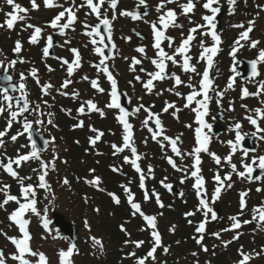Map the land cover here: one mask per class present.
<instances>
[{"label":"snow or ice","instance_id":"1","mask_svg":"<svg viewBox=\"0 0 264 264\" xmlns=\"http://www.w3.org/2000/svg\"><path fill=\"white\" fill-rule=\"evenodd\" d=\"M199 0H187L186 3H179V0H159V3L157 4L155 11L159 13L157 20L155 21H145L150 23L152 32L154 34V44L153 47L156 49V58L151 60V63L155 66L157 71L155 72H149L147 75L150 77L145 83L144 88L151 91L154 87L153 81L156 80H164L166 78L173 79L175 86H180L182 84H185V81L181 80L180 76L176 75L175 73L168 74L166 72L167 64L166 61H171L173 65L177 64L178 61L176 59L177 56L182 57V64L180 65L185 73H192L201 76L200 81L197 85H193L190 80L187 83V87L191 89L190 93L187 94L185 97L187 103L185 104V107H190L193 102L197 105V107L193 108L192 110L196 113V124L198 127L195 129V141L196 146L192 149L191 152L187 153V155L192 156L194 158V164L191 166L194 170L191 171L190 176L185 169L179 167L175 160L172 157H167L168 163L173 167V169L177 171H184L185 175L184 178L181 180V183L184 182V180L194 177L195 183L194 188L197 191V195L201 197L199 201V207L197 208V211H202L203 215L205 217L204 222H201L199 226L197 227L196 231L198 233L203 234L205 232V223L207 222V218L209 216V213H211V219L215 220L217 218L215 210L210 207L209 200L207 199V190L204 188L205 180L200 175L201 168L199 165L202 163L200 153L202 152H208V145L211 141V136L209 133L212 131V124L208 123L205 119V117L209 116L210 114V103L212 101V96L210 93H215L217 97H223L224 92L216 91V89L213 87L214 80L210 77V72L212 68L214 67V57L217 56V54L220 52V45L222 43L221 35L217 31V16L219 15L221 8L219 6L220 0H205L202 7L210 12V15H203L201 19L204 21L203 24H196L194 27H191L189 29L188 35L186 37H182L181 43L179 46H177L172 54H169L167 51H165L164 47H162V43L167 40L168 41V47L171 48L172 44L175 41V38L172 36L166 35V31L169 28H182L183 25L178 22V16L175 11V9L167 8L168 4H177V6L182 10L181 15L188 16L189 13H193L196 7V3H198ZM31 6L33 10L38 9L39 5L36 3V0H30ZM105 0H98V3H94L93 0H84V4L80 5V7L87 6L91 13H94L96 15L97 20L99 23L95 26H91L87 23H85L84 27L87 29L86 35L91 38L90 43L94 47V51L97 55L102 57L100 60V63L96 65V67L105 73L107 75L108 80L111 82L112 91L110 93L111 96V103L107 105L109 108H117L122 113L118 117L119 122L123 125L124 128V136H123V145L117 146L115 144L112 145V147L115 149L114 155L119 152L125 151V149H129L132 156L135 157L134 159H130L128 156L124 157L125 163H130L135 171L140 174V187L144 189V199L147 201L149 199V193L148 190L145 188V174L144 171L141 169L140 164L138 161L141 159V156L137 152V148L135 147L134 139H133V132H132V124L128 122L127 117L129 116V112H127L119 102L118 99V91H117V81L113 77L112 73L109 71V67L106 64V61L108 59L107 56H105V49L108 47V45L105 43L104 35L101 31V29H105L107 31V39L109 41L112 40V21L108 18L107 12L101 14V6L104 5ZM118 0H111L110 7L113 10V16L112 19L114 20L115 17V9L117 7ZM228 5L230 6V11H232L237 4V0H227ZM6 4L11 6L13 11L6 13V17H8L4 23H0V28H7V29H13L15 24L18 21H23L27 18V14L29 12V9L24 8L19 3H16L15 0H6ZM44 4L46 7H53V0H44ZM213 5H216L215 7ZM61 6L62 5H57ZM143 6L144 8V15H148V5L146 4V0H138V7ZM259 7V6H258ZM79 9L76 8L74 10L73 7L65 8L64 11L59 12L58 15L55 16V18L50 22V27L53 29H60V34L64 35L66 29H69L76 21V11ZM22 13V15L20 14ZM67 13V20L63 24L60 23L62 18L65 17V14ZM123 16L131 17L133 20H140L142 19V16L139 11H123L120 13ZM234 14V12H233ZM190 23L192 22L191 17H189ZM248 27L245 28L244 24H237L233 25V27H238L245 29L242 31L239 35V38L234 42V46L230 52V56L232 57L233 61H235L234 65L231 68V71L234 73L233 76L229 78V83L227 84V91L228 89L233 88V84L236 81L237 76L242 75L238 68L237 64L239 61L237 60V53L240 50V48L244 47V44H242V41H248L250 38V33L254 31V25L255 21L251 20L248 22ZM27 28L33 29V34L30 37V43L36 44L38 43V39L41 37L43 29L39 26H35L33 24H27ZM203 29V31H201ZM199 32L201 37L210 36L212 41L214 42L212 46H205V42L203 40L198 41L200 48L202 51L199 54L198 60L206 62V68L203 70L202 73L197 71V67L195 65L190 64V61L192 60V57L188 55L190 52L191 46L193 44V41L197 40L196 34ZM97 37L99 39H97ZM130 40V37L126 38ZM65 43H70L69 41H65ZM260 43V41H251L250 46L252 48H256L257 45ZM101 45L103 47H101ZM53 47V38L52 36L47 37V46L43 49V56L48 57L50 55L49 50ZM115 44H112V48L115 49ZM22 45L21 42L18 40L15 43V47L13 49L14 53L19 54L21 52ZM71 51L74 53L75 61L74 63H69L67 60H63L64 64L68 65V75L71 76L73 74V69L80 67V61L81 56L78 49L73 48ZM137 52L144 54L145 48L139 47L136 49ZM23 63V60L18 59H12L8 61L7 65H5L4 61H0V69L4 70V76L3 80L7 81L8 83L12 82V75L8 74L9 69H15V66L17 63ZM264 62V50H260L258 53V59L253 60L250 62L251 65V75L253 77L259 76L260 72L258 71V64ZM142 61L140 59H137L135 57L132 58V65L131 68L133 71H135L136 65L141 64ZM51 71L52 69L49 68ZM143 71V69H142ZM20 82L18 84V87L16 85H12L11 91L16 92L19 91L21 95L19 97H13L12 95H9V87L5 86L3 88V101L5 102L4 106H0V115H3L5 112L9 113L11 116V120L8 123V127H11L12 122L17 121L18 116H23L25 113H29V100H28V93L26 91V79L27 77L24 75L23 72L20 74ZM31 76L37 77V69L33 68L31 70ZM84 79H88V77H84ZM136 80H140L141 77L137 76L135 77ZM37 83H39V80L37 78ZM71 80H65L62 84L63 88H68L69 84H71ZM53 87L51 84H47L43 86V92L44 94H48V89ZM92 87L97 88L98 91L103 92L102 88L98 87V84L96 81H92ZM262 94H264V82H259V90L256 92H249L247 88L243 89L242 98H246L249 96L254 97H260ZM74 96H78L79 93H73ZM176 95H181L179 92L176 93ZM197 97H201L200 99H197ZM13 101H15V104H13ZM44 103H47V101H44ZM220 101L217 100V104H219ZM261 103H264V100L261 101ZM86 106L93 110V111H100L96 104L92 101H85ZM242 107L247 108L246 105H242ZM15 108V110H13ZM144 108L143 105L138 106L135 109V112H140L141 109ZM169 108H175L174 104H167V106L163 109L164 112H167ZM40 110V106L36 105L35 109H32V113H37ZM229 110L234 111V108L230 106ZM80 114L85 113V106L82 105L78 109ZM145 111L148 113L147 118L143 121L145 126H147L149 120L154 119V123L156 128L159 130V132H153V139H156L157 135L162 134L164 132V128L162 125V121L159 117V114L152 113L150 109H145ZM257 116L261 120H264V109L256 108L253 110ZM31 114V113H30ZM101 114H103L101 112ZM40 115H44V113H40ZM49 119L47 120V123L49 125L53 124V121L51 119L52 113L46 114ZM215 119V117H213ZM246 119L249 121L251 125L255 127V131L252 133H243L242 132V124L239 122H236L233 125V131L235 132V138L234 140H229L227 143L231 148L230 154L225 157V161L231 166V172L227 173L223 178L220 176L219 172H217L214 176V180L216 181V187L214 189V192L212 194L211 202L215 203L216 200L220 198L222 189L225 188H231L232 184L227 183L226 181H231L232 174L235 173L240 179H247L249 181L255 179L253 176V173L255 172V169L253 167L254 164L257 163V158H253L252 163H243L244 171H238L237 165L235 163H232V156L237 152L238 148H241L242 142L245 140L247 136H251L253 138H258L260 140H264V127L260 125L258 120L256 118H253V116H247ZM36 124H43L44 120L37 119L35 121ZM55 126V125H53ZM78 127H83V121H80V123L77 125ZM23 132L18 133V135H24V133H28V139L31 142V150L28 154L19 155L15 160H12L11 158L8 159V163L4 164L2 160H0V167L4 168V170L11 175L13 178H19L18 172L14 170L13 164L20 166L21 162H27L30 159H36L40 160L41 162V168L43 169L42 174L39 175V183L36 186H33L32 184L25 185L24 180L25 179H31L30 177H24L19 178L20 186H21V197H17L16 195H11L8 192V189L10 188V185H5L3 188H0V192L4 193V199L2 202H0V209H3L5 205H7L10 201H14L18 207L9 214V220L13 222L16 226H18L19 232L22 233V238L17 237H7L11 244L14 245L16 251L10 255V259L12 261H18L19 264H33V261L29 259V257H36L38 258L35 261V264H49L48 258L46 257L44 252L33 250V248L30 245V241L32 240V236L29 231V224L30 220L25 219V215L27 213H31L37 217H40L42 220V226L45 230H48L51 232L50 224L51 220L48 217V211L49 209L45 207L43 209V212H41L40 209L37 207V189H43L45 192L49 193V195L52 197L53 200H55V194L52 191V186L46 181V176L48 175L49 168H51L52 171H56V160L59 159V156L56 155L51 161L44 162L41 160V153L44 151L47 146L50 143L55 142V138L53 137L51 140L45 139L43 141L44 148H41L38 146L37 141L33 138V123L29 120L28 116H24L23 120ZM188 127H191V125H188ZM207 129V132L204 130ZM93 132H97L96 129H91ZM149 131H152V129H149ZM259 134V135H258ZM5 133L0 131V148L4 147L3 137ZM103 132H99L95 137H90L89 141L94 146L97 142V140L100 139L101 136H103ZM11 139L15 141L17 139V136H12ZM164 141H168L171 145V150L177 157H180L181 159L184 158L185 153L181 151V149L177 146L178 142L180 141V137L171 138L167 135L163 136ZM78 143V142H77ZM243 156L246 158L249 154V149L244 147L242 149ZM215 160V163L217 165L221 164V157L217 156L215 153H209ZM258 168L264 172V155L260 156L258 158ZM63 163H67V161H63ZM91 172H94L95 169L90 170ZM112 171L116 172L119 171L116 167L112 168ZM148 173H152L151 166L148 168ZM167 179V178H165ZM264 179V177H262ZM63 185H69L70 181L67 177H65L62 181ZM85 183L96 187L98 190L103 191V189L99 188V185L101 183L100 177H94L92 180H85ZM162 185L168 189L169 191L172 190V185L164 183V181H161ZM124 187L125 193L127 194L128 203L130 204L132 208V215L135 216L136 214H139L147 223V225L152 229L151 235L154 239L153 246L148 251L147 255L143 258H138L137 264H145V260H147L149 257L152 258V260H155V253L158 248H160L161 245V235L159 231L157 230V217L154 215H148L146 214L142 209L141 205L137 202H135L134 194L131 192V189L127 186ZM256 191H264V189L257 188ZM109 196L112 197L114 203L117 205L120 204V199L115 193H108ZM152 195L155 197L157 204L163 208L164 204L160 200V196L155 191L152 192ZM181 196L183 193L180 194ZM249 195L248 191H243L240 193V213L239 216H242L244 213V209L248 207L247 202L245 200V197ZM47 199V197H46ZM23 200V202H21ZM85 202H87V197H85ZM95 211L98 213L99 208L95 209ZM162 215V213H161ZM195 215L194 212L186 213V216H193ZM239 216H232L230 217V220L233 221L231 226L229 228L223 229V231H233L236 229H240L243 225L253 224L255 222V226L261 230H264V203H262L260 206H257L252 209V219L251 220H243L241 221ZM191 223V221H189ZM84 225L86 228L91 230V226L87 220L84 221ZM121 229L126 231L124 229L123 225L121 226ZM172 231L175 230V226H172ZM2 235H7L6 233H0ZM214 236H216L217 239L220 238V233H213ZM240 233H237L236 236L233 237L234 240L239 239ZM194 239H196L194 237ZM92 244L94 248H98L101 254H103L104 251V244L103 241L100 238H97L95 236L91 237ZM203 235H200L198 239H196L197 244H200L202 247V250L204 252L208 251V248L206 246H203ZM127 243V241H126ZM132 243L135 244L137 248H139L144 241H132ZM232 243V241H225L224 247H227L228 244ZM163 251L165 254L169 251L168 247H163ZM79 255L78 247L75 243H72L71 246L67 250H60L58 253L60 264H73L72 257L73 255ZM131 256H135L136 254L133 252L130 254ZM239 255L241 256V259L237 262V264H249L251 260L254 258H257L261 255H264V248H262L260 251L254 252V253H245L243 249L239 250ZM192 256L198 257V253L193 252ZM9 259L8 254L5 253L3 249H0V264H7V261ZM198 264V261H197Z\"/></svg>","mask_w":264,"mask_h":264},{"label":"flooded vegetation","instance_id":"2","mask_svg":"<svg viewBox=\"0 0 264 264\" xmlns=\"http://www.w3.org/2000/svg\"><path fill=\"white\" fill-rule=\"evenodd\" d=\"M15 2L19 3L24 8L29 9V12L27 14V18L23 21H18L15 24V26L13 27V29H7L6 27L0 28V61H4L5 65H7L8 61H10L12 59H18V60L24 61L23 63L18 62L15 66V69H9L8 74L12 75L13 81L15 83H18L20 80L19 74L21 72H24L28 62L33 60L32 63L34 64V68L40 69L41 74H44L46 72L44 70L45 66H44V62H43V61H46L49 68L54 70L56 75L62 76L63 70L60 69L61 62H62V60H68L69 61V59H70L69 50H68L69 49V43H65V41H67V38L69 37L68 34H71V32L69 29H66V30H64L65 31L64 35H60L58 31H55V33H54L52 31L51 27L49 26L50 22L55 18L56 15L59 14V12L64 11V9L68 8V7H73L74 10H76V8L79 9L78 11H76L78 14V17L76 19V21H78V24H77L78 29H79V27H84L85 23H87L91 26H95L96 24L99 23V21L97 20V18L94 17V15H91L90 12L88 14L89 10H87L86 6L80 7V5L84 4V0H53V7H46L44 4V0H36V3L39 5L38 9H36V10L32 9L30 0H15ZM72 2H73V4H72ZM146 4H148V2H146ZM57 5H62V7L57 6ZM174 9L176 12L178 11V8H174ZM109 10H110V8L107 5L103 6V12L104 13H105V11L109 12ZM11 11H13V9L11 6L6 4V0H0V23L5 22V20L8 18V17H6L5 14L8 12H11ZM20 14L22 15V13H20ZM102 15H103V13H102ZM189 17H191V20L193 22L195 18L192 17L191 15L184 16V15L179 14L178 22L181 23L183 25V27L182 28H179V27L171 28L169 30L167 35L175 38V41L172 44V47L169 48L167 46L168 45L167 40H165V42L162 43V47H164L165 51H167L169 54H172L174 49L180 45L182 37H186L188 35L189 29L191 27H194V25L191 24L192 22L190 23ZM37 18L40 21H37ZM29 23L33 24L35 26H39L43 29L41 37L38 39V43H36V44L30 43V37L33 34L34 30L26 27V25ZM146 26H147V30H148V37L150 38L149 44L144 46V48H145L144 54H141L138 52L139 57L134 56V55L130 57L129 62H128L129 68L127 70L131 71V73L134 76L135 83L139 85L141 90L144 91L146 93V95L147 94H149V95L155 94V96L158 97L157 100H154L149 105L146 102L144 104V107L147 109H150V110L153 109V111L155 113L162 114L160 116V119H161V121L163 120V126L167 130L165 135H167L171 138H175V137L182 138L183 142L181 143V145H191V146L196 145L195 134L193 132L188 131L187 128L184 126V124L179 123L178 121L175 120V118L180 120V118H181L180 114L181 113H188V114L194 113V111L192 109L195 108L196 105L191 106V107H185V100H186L185 97L191 91V89H189L186 85L191 78L190 82L193 85L198 86V82L200 81L199 75L192 74V73H185L183 71L182 67L180 66L183 62L182 57L177 56L176 59H177L178 63L175 65H173L171 63V61H166V64H167L166 72L168 74L175 73L176 75L180 76L181 80L185 81V84H182L180 86H175L173 79L166 78L164 80L153 81L154 87L152 88L151 91L145 89L144 83L150 78L147 74L149 72L157 71L155 66L151 63V60L156 58V49L153 47L154 43L151 41V35H150L151 27L148 24H146ZM5 35H7V36H5ZM49 35L52 36V38H53V47L49 50L50 55L48 57H44L43 56V49H44V47L47 46V37ZM113 35L116 38L118 36V39L121 37H125V38L129 37L126 34L125 35H120V34L115 35L114 32H113ZM130 37L134 38L133 36H130ZM6 38H8L9 42L11 43V47L8 50H5L2 48V45L6 43L5 42ZM18 40L21 42L22 49H21V52L19 54H16V53H14L13 49L15 47L16 41H18ZM119 50L120 49L117 50V52L115 53V58L113 60H111L107 66L109 67V70L112 73V75L119 82L120 90H122V92L127 93L128 96L132 97L131 92H132V87H134V83L133 82L128 83L126 81V78H124V76L121 73H119L118 68L114 64L115 61H117V58H118V55L120 52ZM29 52H30V55H29L30 60L27 58V54H29ZM198 53H199V50L197 48V40H196V41H193V44L191 46V49H190V52L188 53V55H190L192 57L190 64L195 65L197 67V71L201 72L202 65H200L198 63ZM120 56L121 55H119V58H121ZM133 57L140 59L142 61L141 64L136 65L135 71H133L131 68ZM37 59H38V62H37ZM91 59L92 58L87 57L86 60L88 61V63L86 65V60H84L83 53H82L81 63H80L81 66H80V71H79L80 76L76 79V83L78 85L82 86V84H85V87L88 88L90 91V93L88 95L92 96V97H88V96L85 97L86 93L81 95L82 97H84L85 101H88L89 99L96 97V95H99L100 97L107 98L108 93L110 91V85H109L107 77H105L102 74V71L98 72V74H100V76L96 75L97 73L94 71L93 67L90 66L91 63H89ZM145 59H147V61L149 63V68L147 66H146V68L142 67L143 66L142 64H143ZM95 61H98V59H95ZM142 69L144 71H142ZM145 71H146V73H145ZM212 73H213V77H214L213 87L216 89V91L224 92V95L221 98V102L219 104L214 103V105H213V107L217 106L215 108L217 111L218 107L220 105H222L223 102H225L224 101L225 100V44H224V53L222 54L221 64L217 65V67H215V69ZM3 76H4V70L0 69V81H4ZM137 76L141 77V79L136 80L135 77H137ZM84 77H88V79H84ZM92 81H96L98 84V87L103 89V92H101V91L96 92L95 90H93L94 87H92ZM130 86H131V88H130ZM170 86L173 87L177 91H173V92H171V94H168L167 91L170 88ZM222 88H223V90H222ZM156 90H158V93H162L161 98H162V96H164V97L168 98L170 101H165L163 103V100H161L162 103H160L159 100L161 98L155 93ZM177 92H179L181 95H179V96L176 95ZM0 104H1V98H0ZM76 104L78 105V104H80V102L76 101L72 105L76 106ZM167 104H174L175 108H170L171 110L169 112H164L163 109L167 106ZM69 106H71V105H69ZM172 110L174 111V113H175V111L178 113L177 117L174 115ZM171 112H172V114H171ZM106 116H107L106 120H104L102 122H97L98 126L102 129H104V127L107 126V124L109 125V128L104 129L105 131L112 129L117 124L115 119L112 116V112H109V114ZM169 116H172L170 119L172 122L170 124H168V120H167ZM194 119L195 118H191V120H194ZM187 123L192 124V122H187ZM184 131H186V133L188 132V134H189L188 137H183ZM224 131H225V127L223 129V132ZM218 136H220V135H218ZM218 136H216V137H218ZM216 137L211 138V141L209 143L210 145H217L218 144V142H217L218 138H216ZM144 141L150 142V140H144ZM222 141H225V139L220 140L221 143H222ZM160 142H162L163 144H167V141H164L163 138H162V141H160ZM259 143H260V141L255 143L257 154L253 152L252 154H249L246 158L243 156V154L238 156L237 168L239 169V171H244L243 163H249V164L252 163V160L254 157L257 158V160H258V157H259L258 154H261L264 152L261 149ZM205 164H207L209 167V165L211 163L207 159V160H205ZM253 167L255 169L257 167V163L254 164ZM222 168L225 171V162L223 163ZM205 172L207 173V170ZM242 186L246 187V189H248L250 191H251V188L256 189V187H257V186H253V183H249V182L243 183ZM217 208L219 210H224L225 204H219ZM166 228L167 227H166L165 218L162 220L159 219L158 220V230L163 235L165 233ZM178 232H180V228H178Z\"/></svg>","mask_w":264,"mask_h":264},{"label":"rangeland","instance_id":"3","mask_svg":"<svg viewBox=\"0 0 264 264\" xmlns=\"http://www.w3.org/2000/svg\"><path fill=\"white\" fill-rule=\"evenodd\" d=\"M125 1V2H128L130 5L134 4V2H136V0H122V2ZM148 2H150V5L149 7L151 9H153L155 7V3H157V0H147ZM241 4L242 5V8L240 9V11L238 12L237 15H232V16H225L227 18L224 17L223 19V29H228L230 26L231 28H233V25H237V23L240 21H242L244 24L248 25V22L250 20H254L255 21V31L252 35L253 39H259L261 40L262 42V45H264V38H262V31H264V19H263V15H261L262 13L258 11L257 7H256V3L253 1V0H237V4ZM264 3V0H259L258 1V5H261ZM73 4V2H72ZM138 8V5L135 6L134 4V9L136 10ZM140 9V8H139ZM246 9L250 10L249 11H245ZM153 13H149L148 15L146 16H143L144 19L143 21H149L150 20L152 21L153 19ZM236 17V20H234L233 17ZM116 18L114 19V23H113V29H114V33L115 35L116 34H120V35H128L129 37L130 36H133L134 38L130 37L131 39H126L125 37H121L120 39H118V36H117V39L120 43L119 45V55H121L119 58V55H118V58H117V61H115V66L118 68V71L119 73H121L124 78H126V81L129 83V82H133L134 83V87H132V92H131V95H132V100L133 102H135V104L137 105H140L142 103H148V105L153 102L154 100H157L158 97L155 96V94L153 95H149L142 91L141 88L139 87L138 84L135 83V80H134V76L133 74L131 73V71L127 70L129 68L128 66V62H129V59L131 56H138L139 57V53L136 51V48H139V47H144L145 45L149 44V40L150 38L148 37V30H147V26L145 25L144 22H141L139 24H134V22L129 18V17H126L127 20H120L122 18L121 14L117 13V15L115 16ZM37 21H40L38 18H37ZM36 21V22H37ZM38 23V22H37ZM148 22H146L147 24ZM82 31L84 33H86L87 29L85 27L82 28ZM223 31V30H222ZM236 36H239V32H234ZM69 37L67 38V41L70 39V41L72 42V39L74 38L75 42L79 43V49L82 51L83 53V57H84V60L87 59V57L91 56L92 59L90 60L89 63H95V59L93 57L94 55V48L91 46V44L89 43V40H88V37L86 34L84 37H86L87 39V42L85 41V39H83L82 35L76 31L75 33H71V34H68ZM137 35L143 37V38H140L138 37ZM7 36V35H5ZM128 38V37H127ZM121 40V41H120ZM5 44L2 45V48L5 49V50H8L10 47H11V43L9 42V39L6 38L5 39ZM78 47V46H77ZM93 51V52H92ZM30 52L29 54H27V58L30 60ZM32 55V54H31ZM31 62V61H30ZM37 62H38V59H37ZM88 61L86 60V65H87ZM230 60H227V66L228 64H230ZM32 65H34L32 62H31ZM142 67H145L146 66L149 68V63L147 61V59L144 60ZM227 66L225 67V76L228 75V68ZM128 71V72H127ZM144 71V70H143ZM146 73V71H145ZM59 85V84H58ZM131 88V86H130ZM225 89H227L226 87V84H225ZM223 90V88H222ZM173 91H177L175 90L173 87L170 86V88L168 89V94H171V92ZM56 92V90H55ZM69 94L72 96V97H75L73 95V93H76L78 92L79 95H83L84 93H86V96L85 97H92V96H89L88 94L90 93L89 89L85 87V84H82V86L78 85L77 83H75V85L70 88L68 90ZM160 98H161V95L162 93H158V90H156L155 92ZM225 94H226V99H225V102L222 103V105H220L217 109V113H223L225 115V119L223 121V126L225 127V131L218 137V144L215 145L216 147V151L221 153V152H224V151H228V140L229 139H232V133L230 132V129L233 128V125L235 124L236 121L238 120H242L243 119V114L244 113H248L247 112V108L245 107H242V105L239 104V102L237 101V96H234V99H232V91L231 90H227L225 91ZM96 100L99 102L100 106L102 107V109L104 111H108V109L106 108L107 107V98L105 97H100L99 95H96ZM83 99V98H82ZM81 99V100H82ZM81 100H79L78 102H80ZM163 100V103L165 101H170L168 98L162 96V98L159 100L160 103H162ZM234 105V111L232 113H229L227 110L229 109L230 106ZM63 109H67L66 105L63 106ZM172 112L174 113V111L172 110ZM171 112V114H172ZM186 114V113H184ZM75 115V114H74ZM174 115L177 117L178 116V113L175 111ZM188 115V114H187ZM187 115H180V117H185L187 118ZM172 116H169L168 117V124H170L172 121L170 120ZM178 120V119H177ZM176 120V121H177ZM188 120H189V117H188ZM109 128V125L107 124V126L104 127V129H107ZM113 129H111L110 131H112ZM180 133V132H179ZM184 136L183 137H188V132L186 133V131H184ZM107 138L109 140L112 139V135H107ZM225 139V141H222V143L220 142V140H223ZM262 143V141H261ZM184 144V143H183ZM184 148V146H183ZM185 149L188 150V146L185 145ZM59 149L56 150V148H52L50 147L48 152L46 153V156L50 158V153L52 152H58ZM189 152V151H188ZM106 157V156H105ZM48 158V159H49ZM109 159V157L107 158ZM110 160H112V162L115 164V165H119V163L117 162H114V160L112 158H110ZM108 164H111L110 162ZM71 170H69V173L70 176L69 178L71 177ZM53 181H54V184H55V190H56V195H55V200L53 199H49V202H52L50 203V207H51V210L49 211V213L51 211H57L59 213H63V214H66L69 216L70 220L74 223V221H77V223L80 225L81 224V220L80 218L81 217H78V214L76 213V210H70L68 209L70 206H71V202H70V198L69 196L71 197H76L79 193L85 195V196H81L80 194L76 197V200H75V207L77 209V212H81L82 215H85V213H87V211H91L92 210V207L95 208V207H99V203L97 202L98 201V198H99V195L98 194H101L102 197H106L108 198L107 194H102V193H84L83 192H80L78 190H75V191H70V186H64L61 184V178H65L68 176L67 174V169L61 165L60 163L57 165L56 167V171H53ZM60 179V181L58 180ZM4 182V178L0 179V188H1V184H3ZM264 188V186H263ZM79 189V188H77ZM246 187H243V186H233L232 187V190L233 191V196H231V200L229 202V206L232 208L234 206H238V203H237V193H239L238 191H242V190H245ZM96 192V191H95ZM100 195V196H101ZM236 195V197H235ZM98 196V198H97ZM229 196V195H228ZM227 196V198H228ZM85 197H87V202H86V205H87V209L86 210H83L82 209V199H84L85 201ZM226 197V195H225ZM258 197H261L260 195H257V194H254L252 193L251 196L249 197V199L251 200V202H259V203H262L261 200H259ZM4 193L3 192H0V202L3 201L4 199ZM227 198H225V202L227 201ZM264 203V201H263ZM4 211L6 212V209H0V233L2 232V228L1 227V221H3V218H4ZM225 211L228 213V211L225 209ZM52 213V212H51ZM50 213V214H51ZM181 212H179L180 214ZM230 214H233L232 212H229ZM118 215H116L113 211V209L111 210L110 207H107V208H102L101 207V220L103 221H106V223L112 228V229H115L117 224L118 223H121L122 220L121 218L117 217ZM174 222V221H172ZM127 223V222H126ZM122 224V223H121ZM127 225V224H126ZM130 228V226H129ZM254 228V227H253ZM5 229V227L3 228ZM255 229V228H254ZM6 230V229H5ZM7 232L9 230H6ZM104 232V231H103ZM2 233H5V232H2ZM170 233V232H169ZM90 234L87 233V236H89ZM252 237L251 236V233L249 232L242 240V242L238 243L237 245H234L233 243H230L228 247H225V249L223 248L222 244H218V247L219 249L217 251H215V254L212 256L211 255V258L215 259V261H218L219 264H232V263H236L238 262L239 258L237 256V253L236 251H238L239 249H241V247H245L247 248L248 250H251V249H255V250H259V247L260 246H264V233L262 235H259L258 236V239H261V243L259 244H256V242L253 240L252 241ZM56 237H49L47 238L45 242L43 243H40V246L43 250H47L48 252H44L45 254H48L49 257H50V260H51V264H55V257H54V254L53 253H50V249L52 248V245L49 244L48 240H54ZM233 239V235H227L225 236V241H231ZM185 243V241H184ZM183 244L181 242H177V246L181 248ZM232 248V249H231ZM220 250H223V252H220ZM226 252V253H225ZM189 254L192 255L193 252H188ZM118 261V258H116ZM117 263V262H116ZM255 264H264V261H259Z\"/></svg>","mask_w":264,"mask_h":264},{"label":"water","instance_id":"4","mask_svg":"<svg viewBox=\"0 0 264 264\" xmlns=\"http://www.w3.org/2000/svg\"><path fill=\"white\" fill-rule=\"evenodd\" d=\"M59 224V223H58ZM67 228H69L71 231H69ZM73 229H72V227L71 226H69L68 224H66V230H64L65 231V233L72 239V240H75V234H74V232L72 231Z\"/></svg>","mask_w":264,"mask_h":264},{"label":"trees","instance_id":"5","mask_svg":"<svg viewBox=\"0 0 264 264\" xmlns=\"http://www.w3.org/2000/svg\"><path fill=\"white\" fill-rule=\"evenodd\" d=\"M77 155H78V153L76 151H73V157L75 160H79L81 158V157H78Z\"/></svg>","mask_w":264,"mask_h":264}]
</instances>
